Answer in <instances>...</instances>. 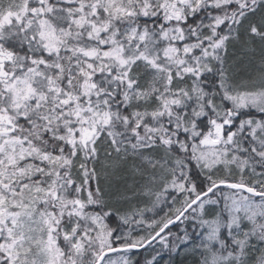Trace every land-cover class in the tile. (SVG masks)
Here are the masks:
<instances>
[{"label":"snow or ice","instance_id":"obj_1","mask_svg":"<svg viewBox=\"0 0 264 264\" xmlns=\"http://www.w3.org/2000/svg\"><path fill=\"white\" fill-rule=\"evenodd\" d=\"M0 264H264V0H0Z\"/></svg>","mask_w":264,"mask_h":264}]
</instances>
